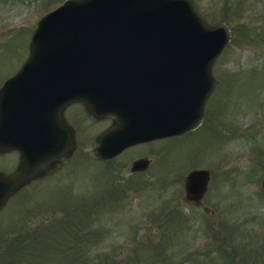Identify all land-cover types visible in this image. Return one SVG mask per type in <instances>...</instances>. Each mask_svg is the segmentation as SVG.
<instances>
[{"label":"rangeland","instance_id":"1","mask_svg":"<svg viewBox=\"0 0 264 264\" xmlns=\"http://www.w3.org/2000/svg\"><path fill=\"white\" fill-rule=\"evenodd\" d=\"M62 1L0 0V84L25 60L36 20ZM196 2L231 35L212 64L216 84L201 124L105 162L91 149L107 127L69 107L76 149L0 211L24 216L0 231V264L264 263V0ZM141 155L150 165L131 175ZM193 168L211 170L201 204L208 213L183 200Z\"/></svg>","mask_w":264,"mask_h":264},{"label":"water","instance_id":"2","mask_svg":"<svg viewBox=\"0 0 264 264\" xmlns=\"http://www.w3.org/2000/svg\"><path fill=\"white\" fill-rule=\"evenodd\" d=\"M229 40L228 26L210 24L195 0H66L44 15L27 60L0 88V151L16 147L21 159L0 174V205L73 151L62 118L68 103L113 117L93 148L102 158L197 127L216 84L212 64ZM148 162L135 160L131 170ZM210 173L186 175V202L200 201Z\"/></svg>","mask_w":264,"mask_h":264},{"label":"flooded vegetation","instance_id":"3","mask_svg":"<svg viewBox=\"0 0 264 264\" xmlns=\"http://www.w3.org/2000/svg\"><path fill=\"white\" fill-rule=\"evenodd\" d=\"M77 106H80V107H82L80 104H72V105H70V106H67L66 108H65V110H64V118H65V120L68 122V120H67V118H66V113H67V111H68V109H69V107H73L71 110H74V109H78L77 108ZM80 112H83V113H86V111L84 110V108L82 107V109H80ZM72 113V111L70 112V114ZM87 114V113H86ZM93 119V118H92ZM95 120V119H94ZM100 121H102L104 124H103V127L105 126V128L106 127H108L110 124H111V120L110 119H107V118H104V119H99ZM102 127V128H103ZM102 130H104V129H102ZM102 130H100V131H97L96 133H100ZM1 156H3V157H1ZM0 159L1 160H3V161H5V164H7V165H13V168L12 169H8L7 171H2L1 169H0V172H3V173H9V172H11V171H13L15 168H16V166H17V164H18V162H19V157H18V154H17V152L16 151H10V152H1L0 153ZM0 165H1V162H0ZM9 202H10V200L8 199L7 200V202H6V204L4 205V207L1 209V210H4V209H8V207H9ZM202 204V200L200 201V203L199 204H192V205H195V206H197V207H199V206H204V205H201ZM0 210V211H1ZM0 218L2 219L1 221H0V231H2V230H9L12 226H14V225H18L17 223L19 222V220L21 219H18V217L17 216H15L14 214H11V216H9V215H6V214H4V212H2V213H0ZM59 228V226H58V224L56 225V227H55V230L56 229H58Z\"/></svg>","mask_w":264,"mask_h":264}]
</instances>
